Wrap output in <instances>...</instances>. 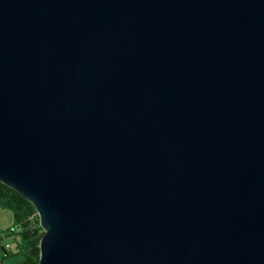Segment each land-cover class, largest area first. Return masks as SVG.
Here are the masks:
<instances>
[{
	"label": "water",
	"instance_id": "obj_1",
	"mask_svg": "<svg viewBox=\"0 0 264 264\" xmlns=\"http://www.w3.org/2000/svg\"><path fill=\"white\" fill-rule=\"evenodd\" d=\"M0 183L38 264H264V0H0Z\"/></svg>",
	"mask_w": 264,
	"mask_h": 264
},
{
	"label": "trees",
	"instance_id": "obj_2",
	"mask_svg": "<svg viewBox=\"0 0 264 264\" xmlns=\"http://www.w3.org/2000/svg\"><path fill=\"white\" fill-rule=\"evenodd\" d=\"M0 207L9 210L14 234L9 228L0 234V264L8 258L20 257L18 264H38L40 257L39 243L43 236L34 207L19 193L0 183ZM14 237L11 250H6L3 243Z\"/></svg>",
	"mask_w": 264,
	"mask_h": 264
},
{
	"label": "rangeland",
	"instance_id": "obj_3",
	"mask_svg": "<svg viewBox=\"0 0 264 264\" xmlns=\"http://www.w3.org/2000/svg\"><path fill=\"white\" fill-rule=\"evenodd\" d=\"M10 211L0 207V234L10 227ZM20 257L8 258L2 264H18Z\"/></svg>",
	"mask_w": 264,
	"mask_h": 264
},
{
	"label": "built area",
	"instance_id": "obj_4",
	"mask_svg": "<svg viewBox=\"0 0 264 264\" xmlns=\"http://www.w3.org/2000/svg\"><path fill=\"white\" fill-rule=\"evenodd\" d=\"M17 232V228H16V226L15 227H10L9 228V233H11V234H14V233H16ZM13 240H14V237H10L7 241H5L4 243H3V246H4V248L6 249V250H11V248H12V244H11V242H13Z\"/></svg>",
	"mask_w": 264,
	"mask_h": 264
},
{
	"label": "crops",
	"instance_id": "obj_5",
	"mask_svg": "<svg viewBox=\"0 0 264 264\" xmlns=\"http://www.w3.org/2000/svg\"><path fill=\"white\" fill-rule=\"evenodd\" d=\"M10 227H12V217H11V214H10Z\"/></svg>",
	"mask_w": 264,
	"mask_h": 264
}]
</instances>
